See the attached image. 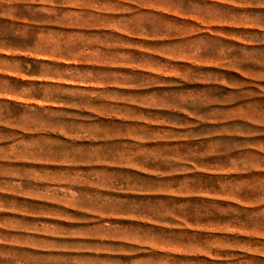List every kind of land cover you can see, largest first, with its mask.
Instances as JSON below:
<instances>
[{
    "label": "rangeland",
    "instance_id": "1",
    "mask_svg": "<svg viewBox=\"0 0 264 264\" xmlns=\"http://www.w3.org/2000/svg\"><path fill=\"white\" fill-rule=\"evenodd\" d=\"M0 264H264V0H0Z\"/></svg>",
    "mask_w": 264,
    "mask_h": 264
}]
</instances>
